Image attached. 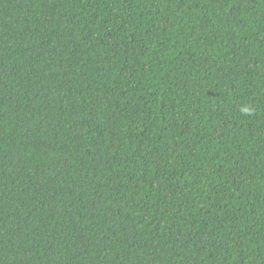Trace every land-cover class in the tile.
<instances>
[{
  "label": "trees",
  "instance_id": "16d2710c",
  "mask_svg": "<svg viewBox=\"0 0 264 264\" xmlns=\"http://www.w3.org/2000/svg\"><path fill=\"white\" fill-rule=\"evenodd\" d=\"M0 54V264H264V0H0Z\"/></svg>",
  "mask_w": 264,
  "mask_h": 264
},
{
  "label": "bare ground",
  "instance_id": "6f19581e",
  "mask_svg": "<svg viewBox=\"0 0 264 264\" xmlns=\"http://www.w3.org/2000/svg\"><path fill=\"white\" fill-rule=\"evenodd\" d=\"M30 2V1H29ZM30 5V4H29ZM26 8V7H25ZM22 18V17H21ZM47 26V25H46ZM49 27V26H48ZM52 27V26H51ZM27 31V30H26ZM51 31V30H50ZM7 38V37H6ZM14 38V37H13ZM15 39V38H14ZM27 39V38H26ZM11 40V39H10ZM15 41V40H14ZM17 45H18V42H17ZM120 50V49H119ZM121 53V52H120ZM123 53V52H122ZM139 54V53H138ZM1 55V54H0ZM37 55V54H36ZM114 58H115V56H114ZM117 58V57H116ZM120 59H121V57H120ZM130 59V58H129ZM31 60V59H30ZM36 63V62H35ZM119 63V62H118ZM128 63V62H127ZM100 65V64H99ZM120 65H121V63H120ZM95 66V65H94ZM98 67V66H97ZM129 69V68H128ZM95 70V69H94ZM7 71V70H6ZM118 71V70H117ZM18 72V71H17ZM209 72V71H208ZM115 73V72H114ZM122 73V72H121ZM17 75V74H16ZM205 75V74H204ZM212 75V74H211ZM117 76V75H116ZM120 76V75H119ZM122 77V76H121ZM207 77V76H206ZM205 79V78H204ZM203 80V79H202ZM120 81V80H119ZM210 82V81H209ZM203 83H204V81H203ZM218 83V82H217ZM213 84H215V83H213ZM117 85V84H116ZM183 85V84H182ZM128 86V85H127ZM216 86V85H215ZM211 88V87H210ZM191 94V93H190ZM46 100V99H45ZM38 104V103H37ZM41 104V103H40ZM164 160V159H163ZM162 160V161H163ZM147 164V163H146ZM125 167V166H124ZM162 167V166H161ZM123 171V170H122ZM130 172H132V171H130ZM127 173V172H126ZM162 175V174H161ZM123 176V175H122ZM156 176V175H155ZM124 177V176H123ZM134 177V176H133ZM132 181V180H131ZM133 183V182H132ZM146 183V182H145ZM144 185V184H143ZM156 185V184H155ZM125 187V186H124ZM127 187V186H126ZM136 187V186H135ZM143 187V186H142ZM145 187V186H144ZM146 188V187H145ZM142 189V188H141ZM129 191H130V189H129ZM135 191V190H134ZM147 191V190H146ZM152 191V190H151ZM163 192V191H162ZM177 198V197H176ZM137 200V199H136ZM147 200V199H146ZM149 201V200H148ZM139 202V201H138ZM136 204V203H135ZM174 204V203H173ZM132 233V232H131ZM150 235V234H149Z\"/></svg>",
  "mask_w": 264,
  "mask_h": 264
}]
</instances>
